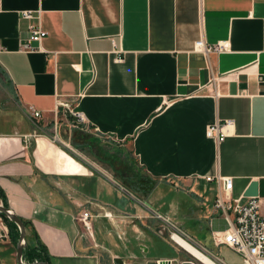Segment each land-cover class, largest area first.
Here are the masks:
<instances>
[{
	"label": "crops",
	"instance_id": "1",
	"mask_svg": "<svg viewBox=\"0 0 264 264\" xmlns=\"http://www.w3.org/2000/svg\"><path fill=\"white\" fill-rule=\"evenodd\" d=\"M0 47V188L50 264L181 260L155 213L211 232L218 175L233 197L256 181L264 215V0H0ZM0 233V264H18L1 217Z\"/></svg>",
	"mask_w": 264,
	"mask_h": 264
},
{
	"label": "built area",
	"instance_id": "2",
	"mask_svg": "<svg viewBox=\"0 0 264 264\" xmlns=\"http://www.w3.org/2000/svg\"><path fill=\"white\" fill-rule=\"evenodd\" d=\"M21 16L26 19L34 18L32 11L29 10L21 11ZM29 31L30 34L27 41L20 46L22 51L34 50L37 47H35L34 43H40L41 39L45 36V31L41 28L39 23L30 25ZM195 48L204 53L222 51L226 48V43L221 42L214 45H207L203 40H197L195 42ZM0 50H2L1 47ZM59 106L67 110L71 109L68 103L60 102ZM28 115L34 123L42 117L41 111L34 107L28 108ZM78 116L80 120L83 119L81 115L78 114ZM231 125V119L216 121L206 128V136L214 139L217 143H221L228 135ZM53 137L56 140L57 136L54 135ZM206 179L212 180V177L207 176ZM217 181L219 182L220 189L214 201V209L220 214V217L222 216L225 219L227 226L222 230H211L210 233L213 245L217 248L225 245L236 251L241 256V264H264V215L260 212L259 198L257 196L245 197L243 195L240 197H233V180L231 177H221L218 175ZM155 215L164 221V229H166V227L168 228V226L171 227L170 237L172 234L176 233L197 247L203 254L207 255L214 264H226L220 255H216L204 245H199L194 242L188 234L172 223L171 220L159 213H155ZM88 217L89 212L83 211L78 218L85 227L89 225ZM5 228H7L6 225ZM163 260L164 262L168 260L169 264H173L174 262L180 264L184 259L178 261L174 259ZM188 261H191L193 264H207L198 259H188ZM156 262L157 264L161 263L159 260H156Z\"/></svg>",
	"mask_w": 264,
	"mask_h": 264
},
{
	"label": "rangeland",
	"instance_id": "3",
	"mask_svg": "<svg viewBox=\"0 0 264 264\" xmlns=\"http://www.w3.org/2000/svg\"><path fill=\"white\" fill-rule=\"evenodd\" d=\"M6 78L4 77V74L0 71V99L4 102L6 101V95L7 92L10 91L8 84L6 83ZM131 165L134 169L140 170L137 164L135 163V160L131 158L130 160ZM143 181V180H142ZM0 203H2L0 201ZM155 218H158L155 215ZM160 220V218H158ZM162 220V219H161ZM162 222H164L162 220ZM160 221L156 222L157 225L164 224ZM175 225H177L183 232L188 234L194 242L198 243L199 245H204L208 250H210L212 253L216 255H220L222 259H224L226 264H241V256L236 251L232 250L231 248L222 245L219 248L215 247L211 242V234H210V228L209 231L206 230L202 233H199L197 230L189 229L191 232H188L187 229H184L183 227H180L177 223L171 221ZM168 226V225H167ZM227 226V223L225 219L217 212L214 214V222H213V228L214 229H225ZM170 231L171 227H166L165 231L163 232V235L167 237L172 245L175 247L178 258H182L184 260H195L192 255H190L186 250H184L182 247L177 245L171 238H170ZM191 233V234H190ZM195 236V237H194ZM164 249V246L157 244L156 250L152 249L149 254H159L162 253ZM173 264H177V262H174Z\"/></svg>",
	"mask_w": 264,
	"mask_h": 264
},
{
	"label": "water",
	"instance_id": "4",
	"mask_svg": "<svg viewBox=\"0 0 264 264\" xmlns=\"http://www.w3.org/2000/svg\"><path fill=\"white\" fill-rule=\"evenodd\" d=\"M243 196H258V190H257V182L252 181L247 189L244 191ZM0 217L7 218L10 221L14 222L19 230V237L17 240V253H16V258L18 264H50L47 261H37L34 260L32 262L26 261L23 258V250L27 246V241H26V227L23 222V220L14 212L12 211L9 207L4 206L3 203H0ZM116 264H122V260L117 258L114 260ZM148 264H157V262L152 261ZM180 264H193L191 261L188 260H182Z\"/></svg>",
	"mask_w": 264,
	"mask_h": 264
},
{
	"label": "trees",
	"instance_id": "5",
	"mask_svg": "<svg viewBox=\"0 0 264 264\" xmlns=\"http://www.w3.org/2000/svg\"><path fill=\"white\" fill-rule=\"evenodd\" d=\"M0 201H2L4 206L8 207L6 197H5L4 193H3V191L1 190V188H0ZM2 220H3L4 224L8 228L9 235H11V236L15 237L16 239H18L19 230H18L17 225L14 222L10 221L9 219H7L5 217H3ZM23 222H24L25 227H26L27 226V222L24 221V220H23ZM23 258L26 261H29V262L37 260V261H47V262L51 263L50 262V257L46 253L45 247L43 245H38L36 247H30L27 244V246L23 250Z\"/></svg>",
	"mask_w": 264,
	"mask_h": 264
},
{
	"label": "bare ground",
	"instance_id": "6",
	"mask_svg": "<svg viewBox=\"0 0 264 264\" xmlns=\"http://www.w3.org/2000/svg\"><path fill=\"white\" fill-rule=\"evenodd\" d=\"M171 237L177 245H179L184 250H186L190 255H192V257L202 261L203 263L214 264L212 262V260L207 255L203 254L197 247H195L193 244L189 243L186 239L182 238L181 236H179L176 233L172 234ZM158 260H159V262H161L160 264H169L168 260H165L166 262H164L163 259H158Z\"/></svg>",
	"mask_w": 264,
	"mask_h": 264
}]
</instances>
